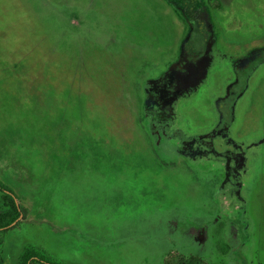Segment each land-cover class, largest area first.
Segmentation results:
<instances>
[{
    "label": "rangeland",
    "instance_id": "374dc122",
    "mask_svg": "<svg viewBox=\"0 0 264 264\" xmlns=\"http://www.w3.org/2000/svg\"><path fill=\"white\" fill-rule=\"evenodd\" d=\"M220 2L0 0V181L25 210L0 234L4 264L29 244L59 264H264V145L220 198L224 165L163 153L144 116L192 25L222 59L197 94L196 132L214 123L234 63L264 47V0ZM239 104L260 125L245 138L264 136V62Z\"/></svg>",
    "mask_w": 264,
    "mask_h": 264
},
{
    "label": "flooded vegetation",
    "instance_id": "af4514ba",
    "mask_svg": "<svg viewBox=\"0 0 264 264\" xmlns=\"http://www.w3.org/2000/svg\"><path fill=\"white\" fill-rule=\"evenodd\" d=\"M201 35L194 33L191 25L178 48L175 46L174 58L161 73L148 80L143 89L144 116L149 118L151 135L163 153L185 158L193 165L210 161L224 165V184L215 191L222 198L227 190L239 193L251 153L264 145V136L245 138L244 130L251 131L260 125L249 128L255 116L251 118L250 114L244 120L242 106L238 107L253 71L264 62V47L234 63L233 80L212 100L214 123L198 134L197 116H207L197 111L198 89L210 84L214 90L223 81L212 76L208 79L210 70L222 59L218 52L211 53L213 42L209 33ZM246 121L249 123L245 128Z\"/></svg>",
    "mask_w": 264,
    "mask_h": 264
},
{
    "label": "trees",
    "instance_id": "16d2710c",
    "mask_svg": "<svg viewBox=\"0 0 264 264\" xmlns=\"http://www.w3.org/2000/svg\"><path fill=\"white\" fill-rule=\"evenodd\" d=\"M207 3L214 10L221 6L220 0H207ZM24 208L18 204L17 196L12 188L0 181V234L5 233L15 220L23 214ZM0 264H4V260L0 254ZM18 264H59L51 261L50 256L41 253V251L32 246H25L19 256ZM163 264H209L205 259L197 254H176L172 253L169 258L163 260Z\"/></svg>",
    "mask_w": 264,
    "mask_h": 264
},
{
    "label": "water",
    "instance_id": "95a60500",
    "mask_svg": "<svg viewBox=\"0 0 264 264\" xmlns=\"http://www.w3.org/2000/svg\"><path fill=\"white\" fill-rule=\"evenodd\" d=\"M22 215L19 216L17 220H15L11 225H14L16 221H18L21 218Z\"/></svg>",
    "mask_w": 264,
    "mask_h": 264
}]
</instances>
